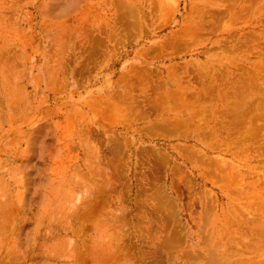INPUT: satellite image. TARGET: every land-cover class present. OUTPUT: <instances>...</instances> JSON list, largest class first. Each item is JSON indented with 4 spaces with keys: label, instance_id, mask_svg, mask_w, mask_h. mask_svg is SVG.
<instances>
[{
    "label": "rangeland",
    "instance_id": "1",
    "mask_svg": "<svg viewBox=\"0 0 264 264\" xmlns=\"http://www.w3.org/2000/svg\"><path fill=\"white\" fill-rule=\"evenodd\" d=\"M263 129L264 0H0V264H264Z\"/></svg>",
    "mask_w": 264,
    "mask_h": 264
},
{
    "label": "bare ground",
    "instance_id": "2",
    "mask_svg": "<svg viewBox=\"0 0 264 264\" xmlns=\"http://www.w3.org/2000/svg\"><path fill=\"white\" fill-rule=\"evenodd\" d=\"M246 2H247V1H246ZM244 10H245V9H244ZM225 13H226V12H225ZM214 76H215V75H214ZM255 76H256V75H255ZM259 77H261V76H259ZM205 79H206V78H205ZM251 82H252V79H251ZM247 83H248V82H247ZM243 84H244V83H243ZM259 84H260V83H259ZM209 87H210V86H209ZM247 87H249V86H247ZM154 88H155V87H154ZM251 88H252V87H251ZM207 89H209V88H207ZM238 89H240V88H238ZM152 90H153V89H152ZM155 90H156V89H155ZM258 90H259V89H258ZM258 90H257V91H258ZM262 90H263V89H262ZM157 91H158V90H157ZM157 91H156V92H157ZM239 91H240V90H239ZM259 91H260V90H259ZM163 92H164V90H163ZM210 92H211V91H210ZM211 93H212V92H211ZM214 93H216V92L214 91ZM222 93H223V92H222ZM231 93H232V92H231ZM257 93H258V92H257ZM257 93H256V94H257ZM162 94H163V93H162ZM229 94H230V93H229ZM208 95H210V94L208 93ZM220 95H222V97H223V94H221V92H220ZM239 95H240V94H239ZM230 96H231V95H230ZM158 97H159V95H158ZM160 97H161V96H160ZM160 97H159V98H160ZM192 97H193V96H192ZM222 97H221V98H222ZM164 98H165V97H164ZM201 98H202V97H201ZM165 99H166V100H169V98H165ZM174 99H175V98H174ZM189 99H190V97H189ZM192 99H193V98H192ZM204 99H205V98H204ZM222 99H224V98H222ZM161 100H162V99H161ZM202 100H203V99H202ZM152 101H153V100H152ZM170 101H171V99H170ZM175 101H176V100H175ZM205 101H206V100H205ZM207 101H208V100H207ZM176 102H177V101H176ZM176 102H175V103H176ZM139 103H140V102H139ZM156 103H157V102H156ZM135 104H136V103H135ZM141 104H142V103H141ZM250 104H251V103H250ZM139 106H140V105H139ZM247 106H248V105H247ZM241 107H242V106H241ZM241 107H240V108H241ZM232 108H233V107H232ZM150 109H152V107H151ZM158 109H159V108H158ZM242 109H243V108H242ZM152 110H153V109H152ZM147 111H148V110H147ZM155 111H156V109L154 110V112H155ZM222 112H223V111H222ZM224 112H225V111H224ZM239 112H240V111H239ZM146 114H147V113H146ZM231 114H232V113H231ZM243 114H244V113H243ZM107 115H108V114H107ZM244 115H245V114H244ZM233 117H236V116L233 115ZM233 117H232V118H233ZM150 118H151V117H150ZM239 118H240V117H239ZM229 120H231V119H229ZM258 120H259V118H258ZM166 122H167V121H166ZM162 123H163V122H162ZM164 123H165V121H164ZM188 123H189V122H188ZM237 123H238V122H237ZM167 124H168V123H167ZM183 124H184V123H183ZM242 124H243V122H242ZM173 125H174V124H173ZM243 125H244V124H243ZM160 126L162 127V125H156L155 127H156V129H158V127H160ZM170 126H172V123H171ZM174 126H176V124H175ZM174 126H173V127H174ZM246 126H247V125H246ZM165 128H166V127H165ZM160 129H161V128H160ZM263 130H264V129H263ZM250 131H251V129H250ZM252 132H253V131H252ZM257 132H258V131H257ZM223 134H224V133H223ZM236 134H237V133H236ZM243 134H244V133H243ZM243 134H242V135H243ZM259 134H260V132H259ZM232 135H235V134L232 133ZM242 135H241V136H242ZM263 135H264V134H263ZM253 136H254V134H253ZM219 137H220V136H219ZM256 137H257V135H256ZM220 138H222V137H220ZM253 138H254V137H253ZM245 140H247V139H245ZM227 141H228V140H227ZM255 143H256V142H255ZM255 143H254V144H255ZM257 145H258V144H257ZM261 147H262V146H261ZM258 149H259V148H258ZM262 149H263V148H262ZM254 151H255V150H254ZM256 151H258V150H256ZM252 153H253V152H252ZM252 153H251V154H252ZM255 153H256V152H255ZM263 156H264V155H263ZM218 163H219V162H218ZM218 163H217V164H218ZM207 165H208V164H207ZM215 165H216V164H215ZM211 166H212V165H211ZM216 167H217V166H216ZM228 169H229V168H228ZM212 172H213V171H212ZM212 172H211V173H212ZM221 172H222V171H221ZM223 172H224V171H223ZM211 173H210V174H211ZM225 173H226V172H225ZM213 175L215 176L216 174L213 173ZM213 175H212V176H213ZM261 176H262V175H261ZM215 177H217V176H215ZM233 177H234V176H233ZM237 177H238V176H237ZM218 178H219V177H218ZM227 178H228V177H227ZM220 179H221V178H220ZM223 180H226V179H223ZM228 181H230V180H228ZM225 182H226V181H225ZM263 184H264V182H263ZM263 184H262V185H263ZM260 185H261V184H260ZM258 188H259V187H258ZM249 190H250V189H249ZM263 190H264V188H263ZM236 191H237V190H236ZM163 201H164V200H163ZM247 208H248V207H247ZM248 209H250V208H248ZM248 209H247V210H248ZM249 211H250V210H249ZM253 215H254V214H253ZM255 216H256V215H255ZM203 227H204V226H203ZM233 234H234V233H233ZM236 234H237V233H236ZM239 234H240V233H239ZM257 235H258V234H257ZM175 236H176V235H175ZM230 240H231V239H230ZM230 245H231V244H230ZM113 246H114V245H113ZM241 246H242V245H240V247H241ZM171 247H172V246H171ZM250 248H251V247H249V249H250ZM244 249H245V248H244ZM247 249H248V248H247ZM113 253H114V252H113ZM111 257H112V256H111ZM242 260H243V259H242ZM213 262H214V261H213ZM227 263H228V262H227ZM235 264H236V262H235ZM238 264H240V263H238Z\"/></svg>",
    "mask_w": 264,
    "mask_h": 264
}]
</instances>
